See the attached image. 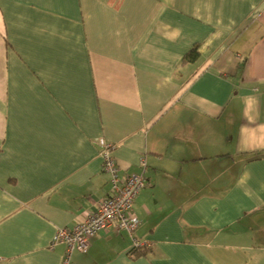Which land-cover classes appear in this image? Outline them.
Returning <instances> with one entry per match:
<instances>
[{"label":"crops","instance_id":"obj_1","mask_svg":"<svg viewBox=\"0 0 264 264\" xmlns=\"http://www.w3.org/2000/svg\"><path fill=\"white\" fill-rule=\"evenodd\" d=\"M99 137L145 158L139 225L70 264H264V0H0V264H61Z\"/></svg>","mask_w":264,"mask_h":264},{"label":"built area","instance_id":"obj_2","mask_svg":"<svg viewBox=\"0 0 264 264\" xmlns=\"http://www.w3.org/2000/svg\"><path fill=\"white\" fill-rule=\"evenodd\" d=\"M101 158V169L108 175V189L105 197L96 208L80 222L59 228L51 241V247L64 245L61 264H70L74 251H85L90 239L96 234L115 228L133 235L139 225L134 212V202L139 192L147 185V164L142 156L138 162V171L125 176L119 174V168L113 156L114 144L99 137L95 140ZM145 240L133 239L129 253L146 248Z\"/></svg>","mask_w":264,"mask_h":264},{"label":"trees","instance_id":"obj_3","mask_svg":"<svg viewBox=\"0 0 264 264\" xmlns=\"http://www.w3.org/2000/svg\"><path fill=\"white\" fill-rule=\"evenodd\" d=\"M199 58L198 46L194 45L182 57V63H193ZM146 248L136 249L132 252V256L136 257L144 253Z\"/></svg>","mask_w":264,"mask_h":264}]
</instances>
